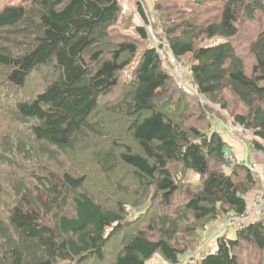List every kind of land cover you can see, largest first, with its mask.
Wrapping results in <instances>:
<instances>
[{
    "label": "trees",
    "instance_id": "1",
    "mask_svg": "<svg viewBox=\"0 0 264 264\" xmlns=\"http://www.w3.org/2000/svg\"><path fill=\"white\" fill-rule=\"evenodd\" d=\"M190 1L197 9L166 25L165 53L142 46L149 0H137L139 39L118 30L120 0H22L0 10V175L8 176L0 180V264L101 262L116 240L113 264H149L157 254L180 264L211 223L246 211L253 172L230 168L217 118L198 96L230 112L264 153V28L249 44L250 72L235 42L241 24L264 15V0ZM155 2L161 18L164 5L176 6ZM194 13L209 18L198 23ZM167 52L168 62L190 59L198 96L165 67ZM110 122L121 130L111 134ZM84 145L98 178L65 163ZM190 172L200 181L185 182ZM122 173L134 182L124 185ZM96 186L136 202L113 204ZM145 204L130 217L129 207ZM215 246L189 264H245V253L264 264V218Z\"/></svg>",
    "mask_w": 264,
    "mask_h": 264
},
{
    "label": "rangeland",
    "instance_id": "2",
    "mask_svg": "<svg viewBox=\"0 0 264 264\" xmlns=\"http://www.w3.org/2000/svg\"><path fill=\"white\" fill-rule=\"evenodd\" d=\"M188 1H189L190 5H187ZM21 2H22V0H0V10L3 9L7 5H18ZM126 2H127V4H126ZM149 2H150V6L147 7V5H146L147 12H151V14L149 15L150 23H149V26L147 28L149 40L143 42L142 46H143V48L150 47V48H158L160 50L161 49L160 46L162 45V46H164V50H162V52L165 53V49L168 50V46H169L168 38H167L166 33H165V30H167L166 25L168 24L169 19H173L174 21H176V20L180 21V19L183 17V15L185 13L191 12L192 10L195 11V9H197V6H195V4L191 5L192 2L190 0H176V6H174V7L169 6V5H164V8L167 9V11H165L164 16L161 18L162 15L160 16V14L158 12L153 11V6L156 5L155 0H149ZM121 4L123 5L125 15H123L124 20H122L123 23L121 24V27L118 30L120 31V33L123 36L125 35L128 37L130 36L132 39H139V36L136 33V27L141 26V25L145 26V25H144V22L142 21V19L140 18V16H138V14H137V11H138L137 0H125V2L122 1ZM208 6H212V5L209 4ZM210 12H213V11L210 10ZM194 14L195 15L193 16V18H195V20H193V21H196L198 23H202L204 20L209 18L208 17L209 15L208 16L204 15V14L199 15L198 13H194ZM257 18L258 19L255 22L241 24V34L239 37H237V39L235 41L236 45L241 50L240 51L241 54H243V56L246 59V63H247V67H248L249 72L251 71V67L253 65V62H252V59L249 55V50H248L249 44L256 39V37L259 35V33L264 28V15L260 14ZM129 19L131 21H128ZM162 24H164L166 29L161 27ZM222 41L223 40H221V39H217V40L210 42L209 45L221 43ZM165 46H166V48H165ZM168 53L169 52H167L166 55L164 56L165 67L174 76L176 82L179 85H181L184 89H186L191 94L197 95L196 94L197 92L195 93V87L196 86H195V84L191 78L192 76H191V70H190L191 69V62L189 61L190 59L187 58V59L180 61V60H173V58L171 57L170 62H168V57H169ZM134 68H135V66L132 67L131 69H128L124 73L125 74L124 79L129 80L128 82H130V80H131V74H132V71ZM31 84H33V83L30 82V85ZM126 87H124V89ZM122 91L119 90L118 93L111 100H115V99H118L119 97H121ZM29 95H30V92H29V90H27L26 94H24V95L22 94L20 99L28 98ZM198 97H199L200 101L205 106H208L206 109L207 113H208L207 116H210V117L215 116L217 118L216 119L217 125H219V123L224 124L230 130L232 129V132H233V130H236L238 132V131H241L240 129H242L240 136H239V133H237V135L235 136L238 138L237 140H242L244 143L247 142L248 146H249V144L253 145V141L255 140L253 135L251 133L245 131V129L240 128L238 126H235L230 120V118H231L230 112L222 111L219 106H216L211 102H208L204 97H200V96H198ZM239 108L241 109L242 107H239ZM106 109L107 108L104 109L101 118L104 116L105 113H107ZM1 112H2V109H0V114H1ZM195 114L199 115V113H196V112H195ZM195 114H194V116H196ZM198 115H197V117H198ZM0 122L2 124L3 121L0 120ZM117 123L118 122H114V125H113V122H110L107 125V127H106L107 129L111 128V130H110L111 134L116 133L117 130H121L122 127L121 128L118 127ZM114 126L117 129L115 131H113L115 129ZM216 127H217L218 132L220 134H223L225 132L224 128H222L220 126H216ZM108 131L109 130L106 131L107 134H108ZM105 144H108V143H105ZM81 148H82V150H81ZM81 148L79 150V151H81L80 155L76 154L73 159H71V155H69L68 160L65 159V163L69 167L79 170L81 173H82V169L83 170H85V169L89 170L90 169L88 172H90L91 175L93 173V175L98 178L97 173H95L96 170L91 169V166H93L94 164L92 165L93 162L91 163L92 159L90 158L91 153H90V150L88 149L89 147H87V145H84ZM229 151H230V149L227 148V152L229 153V155H231V153ZM88 156H89V158H88ZM232 167L233 166H231V164H230V168H232ZM7 177H8L7 175L2 174V175H0V180L5 179ZM120 177L121 178H119V180L121 179L120 181L124 185H127V184H130L131 182L132 183L134 182L132 179H130L126 175L124 176L123 173H122V176H120ZM199 181H200L199 176L195 173H192V172H190L187 175V178L185 180V182H199ZM96 187H95V189H96L95 194L97 196H103L104 199H106V197L107 198L109 197L110 199L112 198L111 200H112L113 204H115L116 200L122 199L121 197H123V200H125V202L130 204V205H133V203L136 202V199H133V197H136V196L132 197V195H131V197L129 198V197H125L124 195H122L121 197H118L117 194L116 195L114 194V192H113L112 196H108V195L102 193V191L98 187L97 188ZM254 191H257L256 187L253 189L252 192H254ZM252 192H251V194H252ZM109 198H108V200H109ZM107 201H105V202H107ZM146 208H147L146 204L140 208H134L131 206V207H129V209L131 211L129 215L131 218H133L137 214H143V213H145ZM222 219H223L222 220L223 224L225 225L226 217H224ZM215 222L211 223L207 227V230L212 228V225ZM225 227L227 229H225L222 233L218 232L217 234L211 235L210 231L207 232V230H206V232H203L202 233V239L203 240L201 242V246L197 250H195L191 253H188L186 256H182L180 264H189L190 262H193L194 260L191 259V256H194L195 258L198 257L197 255H199L201 252H205L207 250L206 246H208L210 251H215L216 250V246H215L216 240L222 235H228L230 238H235L236 237V230L229 228L226 225H225ZM117 241L118 240H116V242L113 241L110 248L106 251V259L104 261L100 262L98 260L93 259L92 261L88 262L87 264H113V257H114L113 255L115 252V245L118 244ZM245 256H246V258L244 257L245 258V264H248L250 258L246 253H245ZM149 264H169V263L167 261H165L160 254H157L151 260V262ZM250 264H259V263H258V261L250 260Z\"/></svg>",
    "mask_w": 264,
    "mask_h": 264
},
{
    "label": "crops",
    "instance_id": "3",
    "mask_svg": "<svg viewBox=\"0 0 264 264\" xmlns=\"http://www.w3.org/2000/svg\"><path fill=\"white\" fill-rule=\"evenodd\" d=\"M217 126L225 129V132L222 135L228 145V148L230 149L229 152L231 155H229L227 152L228 156L235 159L236 164H249L255 166V169L252 172L256 181L257 191L247 195L248 205L251 206L254 203L256 195L264 190V156L262 155V152H258L252 144H249L248 146L247 142L244 143L242 140H237L238 138L231 134V130L226 125L219 123ZM241 131L237 132L239 133V136ZM262 218H264V216L257 214L254 218V221L261 220ZM222 220V218L217 220L212 225V228L208 229L207 232L210 231L211 235L217 234L218 232L222 233L225 229H227ZM206 247L208 249V246Z\"/></svg>",
    "mask_w": 264,
    "mask_h": 264
},
{
    "label": "built area",
    "instance_id": "4",
    "mask_svg": "<svg viewBox=\"0 0 264 264\" xmlns=\"http://www.w3.org/2000/svg\"><path fill=\"white\" fill-rule=\"evenodd\" d=\"M121 2H125V0H120ZM127 4V2H126ZM158 51L159 49L156 48ZM242 130V129H241ZM231 134L233 136L237 135V131L231 129ZM264 156V153H262ZM231 166H234L236 164L235 159L229 157ZM252 171H254L255 166L246 164ZM257 214H260L261 216H264V190L258 193V195L255 197L254 203L251 206H248L246 211L243 214L240 215H229L226 216L225 225L229 228L238 230L241 228H244L246 225L252 223L254 221V218ZM205 252H201L198 257L205 256ZM198 257L191 256V259L195 260Z\"/></svg>",
    "mask_w": 264,
    "mask_h": 264
}]
</instances>
